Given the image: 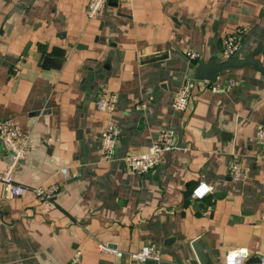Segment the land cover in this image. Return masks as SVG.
<instances>
[{
	"label": "crops",
	"instance_id": "0c3cea01",
	"mask_svg": "<svg viewBox=\"0 0 264 264\" xmlns=\"http://www.w3.org/2000/svg\"><path fill=\"white\" fill-rule=\"evenodd\" d=\"M87 3L0 0V120L14 117L31 144L15 178L60 186L42 202L31 192L13 197L0 183V264H69L78 249L81 264H112L146 244L163 253L157 264H200L191 246L197 238L214 263L244 248L246 264H258L264 76L252 66L227 69L216 80L223 91L199 82L187 110L172 102L191 72L188 51L201 55L199 63L222 60L221 43L237 28L244 30L239 57L264 45V0L112 1L92 19ZM103 88L118 96L112 114L96 107ZM110 121L122 133L106 160L101 135ZM162 128L175 132L178 148L147 174L131 173L123 158L144 152ZM233 158L245 168L241 182L231 178ZM10 162L0 138V169ZM201 181L212 192L195 200Z\"/></svg>",
	"mask_w": 264,
	"mask_h": 264
},
{
	"label": "built area",
	"instance_id": "2783aa9c",
	"mask_svg": "<svg viewBox=\"0 0 264 264\" xmlns=\"http://www.w3.org/2000/svg\"><path fill=\"white\" fill-rule=\"evenodd\" d=\"M126 2L127 0H88L86 6V15L89 19L94 18L110 2ZM244 36V30L237 28L231 32L221 43V57L228 59L239 55L241 50V39ZM189 62L192 63L191 72L184 78L181 87L176 92L172 102V108L178 111H185L190 107L193 98V88L201 82L203 88L212 93L223 91L226 84L220 82H210L208 80H197L194 78L193 70L201 61V55L195 51H188L186 54ZM232 84V82H231ZM118 96L114 92H109L106 88L100 90L96 100L98 110L112 114L117 107ZM146 107L145 103L136 105V109L142 110ZM122 130L110 121L101 135V158L106 160L114 159L115 148L117 147ZM0 138L3 140L7 150L13 155V161L8 163L4 169H0V183L6 185L13 197L24 196L31 192L42 202H51L58 192V184H48L45 186L29 187L19 183L15 178L16 163L28 158L31 153L30 139L21 124L14 118L8 117L0 120ZM176 134L170 129L162 128L158 133L157 140L139 154L127 155L123 158L127 169L137 175H145L156 168L161 160L162 153L178 148L176 143ZM257 143L259 146L258 157L264 163V122L260 124ZM230 175L236 182H241L246 178L245 168L241 162L235 158L230 163ZM61 172L65 179H70L69 172L62 168ZM261 184L264 187V173L261 178ZM212 192V186L205 181L199 182L192 190V198L202 200ZM264 221V212L262 213ZM103 252L112 253L116 258H122L125 254L119 249H113L109 244H99ZM82 249L76 250L69 264H81ZM249 252L244 248H234L229 250L224 259L213 264H246L249 259ZM258 264H264V254L259 255ZM163 260V253L153 244H146L142 248L128 253L124 262H113L112 264H146L149 261L160 263Z\"/></svg>",
	"mask_w": 264,
	"mask_h": 264
},
{
	"label": "water",
	"instance_id": "95a60500",
	"mask_svg": "<svg viewBox=\"0 0 264 264\" xmlns=\"http://www.w3.org/2000/svg\"><path fill=\"white\" fill-rule=\"evenodd\" d=\"M48 59V58H46ZM264 45L258 46L250 51L246 56H235L228 59L216 60L211 58L208 61L199 63L193 70L194 78L197 80H208L210 82H216L219 74L227 69L232 68H244L246 66H252L256 71L260 72L264 76ZM46 61V60H45ZM10 153V152H9ZM11 162L13 161V155L10 153ZM79 177V176H78ZM77 179V178H73ZM192 248L199 260L200 264H213L206 245L201 238H197L191 243ZM148 264H157L156 262L149 261Z\"/></svg>",
	"mask_w": 264,
	"mask_h": 264
}]
</instances>
